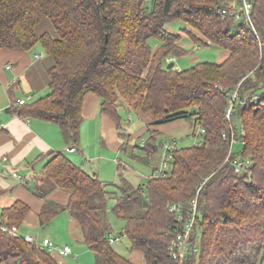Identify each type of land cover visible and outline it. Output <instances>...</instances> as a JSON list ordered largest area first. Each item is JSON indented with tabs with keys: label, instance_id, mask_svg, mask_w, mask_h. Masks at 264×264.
I'll use <instances>...</instances> for the list:
<instances>
[{
	"label": "trees",
	"instance_id": "trees-1",
	"mask_svg": "<svg viewBox=\"0 0 264 264\" xmlns=\"http://www.w3.org/2000/svg\"><path fill=\"white\" fill-rule=\"evenodd\" d=\"M226 1L0 0V49L29 50L39 43L52 58L48 92L30 103L16 100L18 106L7 111L54 123L71 147L78 140L88 93L100 97V113L113 121L124 139L118 112L122 103L146 116L148 126L192 120L199 129L197 144L171 150L170 167L163 175L156 174L159 166L153 167L144 186L124 180L115 196L111 210L123 221L120 235L128 238L131 250L142 253L144 264H180L168 249L177 223L168 207L193 197L200 213L191 235L197 250L181 264L264 261V0H250L259 39L243 22L219 14ZM42 21L50 22L53 33L37 35L35 28ZM170 22L181 25L179 32L166 26ZM180 31L196 43L222 48L226 57L184 69L167 68V58L186 54ZM152 38L158 42L154 50ZM238 82L244 103L236 104L229 123L224 112ZM254 94L257 99H252ZM148 131L149 139L137 145L142 152L131 153L145 163L158 155L155 137L161 130ZM233 136L242 150L231 156L250 160L246 171L235 172L226 160ZM41 158L46 159L44 182L66 190L69 198L60 204L45 198L47 189L36 191L45 198L39 225L66 210L79 224L95 264H136L111 246L106 207L110 194L103 182L64 151ZM200 182L204 183L197 193ZM29 211L16 199L0 216L8 226L19 227ZM0 264L59 263L53 252L0 229Z\"/></svg>",
	"mask_w": 264,
	"mask_h": 264
},
{
	"label": "crops",
	"instance_id": "crops-1",
	"mask_svg": "<svg viewBox=\"0 0 264 264\" xmlns=\"http://www.w3.org/2000/svg\"><path fill=\"white\" fill-rule=\"evenodd\" d=\"M35 31L37 35L44 31L53 33V27L49 21H42L36 26ZM39 46L29 50L0 49V213L14 200H20L30 208L22 224L30 226L39 225L38 213L45 198L60 204H65L69 198L66 190L51 188L42 178L46 159L41 157L48 152L64 151L66 154H74L72 161L81 165L89 173L95 174L110 195L114 193V196H118L114 191L106 189L108 184L119 189L122 182L127 181L123 177L122 165L119 161V152L126 147L125 139L118 135L113 121L100 113V97L96 94L88 93L83 100L81 109L83 120L74 146L77 153H75L76 150L66 151L72 144L54 123L35 117L20 116L6 110L11 105L17 107L16 100L26 98V103H30L48 92L47 69L52 65V58L43 51L40 44ZM139 116L144 120L145 129L150 127L161 130L168 125L166 123L148 126V118L142 114ZM90 147H93L92 152ZM95 161L94 165L92 162ZM104 161L116 162L115 181H107L99 175L100 164ZM13 172H16L19 177H15ZM40 188L47 189L45 198L35 194ZM66 212L69 235L84 244L79 224L68 211ZM65 245L67 244L63 246ZM69 255L76 259L72 250L67 255L53 252L59 264H67L63 256ZM141 256L144 264L142 253Z\"/></svg>",
	"mask_w": 264,
	"mask_h": 264
},
{
	"label": "rangeland",
	"instance_id": "rangeland-1",
	"mask_svg": "<svg viewBox=\"0 0 264 264\" xmlns=\"http://www.w3.org/2000/svg\"><path fill=\"white\" fill-rule=\"evenodd\" d=\"M166 26L174 32H179L181 25L177 22H170ZM187 29L199 35V32L195 29L190 27H187ZM179 34L182 37L181 44L185 47L186 54L179 58H174L173 62L176 68L184 69L201 61L220 62L226 57L225 50L220 47L196 43L183 31H180ZM149 43L153 50L158 46V42L154 38L150 39ZM35 47L38 48L40 46L37 43ZM118 112L121 117V132L127 137V139L124 140V145H126L125 150L119 152V161L122 165L123 177L135 187L140 185L144 186L153 167L160 165L159 155L162 153V147L160 146L161 143L165 144L175 140L177 147H185L197 144L201 140L199 129L194 126L192 120H175L169 122L168 125L164 126L160 133L155 137V143L158 146V155L154 156L148 163H144L131 154H140L142 150L138 148L137 145H143L144 142L149 139L150 132L148 129H145L146 125L144 124V120L133 110H129L125 103H122L118 107ZM235 123L236 127H238V120H236ZM92 150L93 147H90V152H92ZM241 150L242 143L239 140H235L232 143V151L240 153ZM77 152L78 151L76 150L75 153ZM67 155L73 159L72 156H74V154L67 153ZM92 163L95 165L96 161ZM99 175L107 181H115L116 162H101ZM106 189L108 191H114L116 194H119L120 192L118 187L112 184H108ZM109 196L110 198L107 199L106 207L107 216L112 228L111 233L120 236L119 239L111 242V246L121 255L143 264L141 253L135 249L131 250L128 238L125 235H120L123 221L117 219L111 210L112 206L115 204L114 193ZM67 216V212L62 211L52 217L44 226L22 224L19 233L21 235L29 234L38 242L41 241L42 238L47 237L54 245L62 247L64 244H67L76 257L74 260L70 255L63 256V259L67 264H95L93 253L88 247L85 244L76 241L69 235L67 229ZM258 264H264V261L259 262Z\"/></svg>",
	"mask_w": 264,
	"mask_h": 264
},
{
	"label": "built area",
	"instance_id": "built-area-1",
	"mask_svg": "<svg viewBox=\"0 0 264 264\" xmlns=\"http://www.w3.org/2000/svg\"><path fill=\"white\" fill-rule=\"evenodd\" d=\"M226 5L218 8V12L222 16H232L236 21L243 22L245 26L254 33V36L259 39L258 32L256 30L255 24L252 18V3L250 0H227ZM173 57L167 58V62L173 61ZM240 82L237 83L235 89L229 94L227 99V105L224 112V118L227 122H231L232 116L234 114V109L237 103H244V99L239 97L238 87ZM258 96L254 94L252 99H257ZM20 104L26 102V98H21L18 100ZM230 130L234 131L233 126L230 124ZM201 131H203L201 129ZM236 139L234 136L231 138V148L228 152L226 160L230 161L233 165L235 172L246 171L250 165L251 161L241 157L240 155L232 154V143ZM176 141L173 140L171 142H167L163 145L162 153L160 154V165L157 171V175H163L170 167V159H171V150L176 147ZM76 149L74 147H69L66 151L74 152ZM15 177H19L16 172H13ZM204 182H200L197 186V193L202 187ZM168 210L170 213L174 214L177 223L173 228L172 237L169 242L168 249L172 258L179 261L181 264L184 259L193 251H196L197 248L192 246L191 244V235L193 228L195 226V222L197 217L199 216L198 209V199L197 197H193L192 199L183 202V201H175L169 204ZM0 229L6 231L13 235H20L18 232V227L15 225L8 226L5 224L0 216ZM23 239L30 243H35L36 246L46 249L49 252H56L60 255H67L71 252V248L67 245L60 247L58 245H54L49 238L44 237L41 241H36L30 235H22ZM119 235L112 234L111 232L108 234V238L110 242H113L119 239Z\"/></svg>",
	"mask_w": 264,
	"mask_h": 264
},
{
	"label": "water",
	"instance_id": "water-1",
	"mask_svg": "<svg viewBox=\"0 0 264 264\" xmlns=\"http://www.w3.org/2000/svg\"><path fill=\"white\" fill-rule=\"evenodd\" d=\"M173 65H174V62H173V61H170V62H168V63L166 64V67H167V68H171V67H173Z\"/></svg>",
	"mask_w": 264,
	"mask_h": 264
}]
</instances>
